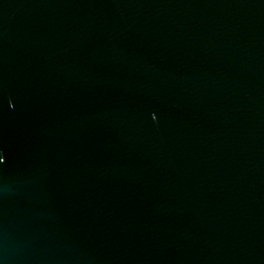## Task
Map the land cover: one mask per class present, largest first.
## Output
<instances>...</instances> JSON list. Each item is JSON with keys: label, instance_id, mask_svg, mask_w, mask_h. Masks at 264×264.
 I'll use <instances>...</instances> for the list:
<instances>
[{"label": "water", "instance_id": "1", "mask_svg": "<svg viewBox=\"0 0 264 264\" xmlns=\"http://www.w3.org/2000/svg\"><path fill=\"white\" fill-rule=\"evenodd\" d=\"M0 264H264V0H0Z\"/></svg>", "mask_w": 264, "mask_h": 264}]
</instances>
